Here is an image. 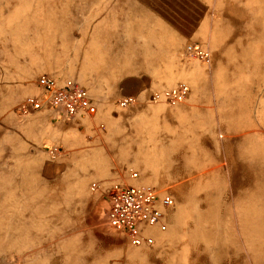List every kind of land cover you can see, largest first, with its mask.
<instances>
[{
  "label": "rangeland",
  "instance_id": "rangeland-1",
  "mask_svg": "<svg viewBox=\"0 0 264 264\" xmlns=\"http://www.w3.org/2000/svg\"><path fill=\"white\" fill-rule=\"evenodd\" d=\"M82 1L0 0V74L55 77L64 69L97 70L99 63L83 61V47L70 34L80 24L70 19L81 16L72 15V8ZM250 6L247 14L233 19L219 15L217 43L244 23H250L251 39L262 38L264 0H250ZM189 45L207 50L211 58L210 47ZM186 58L193 66L205 63ZM197 72L190 67L187 76L196 81ZM201 85L189 105H211L208 80ZM152 95H142L143 105L179 103L152 102ZM133 117L143 128L152 119L148 127L157 146L155 160L174 181L171 189L155 188L160 197L174 201L166 210V231L153 235L152 246L137 247L107 224L109 193L136 185L129 181L139 174L107 172L117 158L106 144L100 143L89 158L90 171L83 172L63 146L56 147L54 158L52 149L50 154L34 149L0 119V264H264V153L254 152L263 137L250 134L244 141H230L225 112L217 133L215 119L206 113L194 116L185 134L180 123L160 111L142 110ZM179 119L183 124L185 119ZM103 130L108 131L105 125ZM95 184L101 188L92 191Z\"/></svg>",
  "mask_w": 264,
  "mask_h": 264
},
{
  "label": "crops",
  "instance_id": "crops-1",
  "mask_svg": "<svg viewBox=\"0 0 264 264\" xmlns=\"http://www.w3.org/2000/svg\"><path fill=\"white\" fill-rule=\"evenodd\" d=\"M82 2L81 7L72 8V15L81 16L70 19L80 22L72 27L70 34L77 46L83 47V61L98 62L99 68L64 69L56 72L55 77L47 76L59 85L74 78L93 98L96 113L67 124L43 102V92L37 86L40 75L3 72L0 74V119H4L2 125L6 130H17L25 143L48 154L50 149L63 146L67 157L74 159L83 172L90 171L89 158L96 156L95 151L104 143L117 158L109 164L107 172L135 170L139 177L129 182L156 189H171L174 181L168 177L170 172L161 170L160 162L155 160L153 148L157 146L148 127L152 119H146L145 128L139 127L133 117L136 112L160 111L164 117L180 123L184 134L188 127L194 126V116L200 113L215 119L217 133L219 118L225 112L230 141L236 137L244 141L250 134L264 139V32L262 38L251 39L250 23H244L242 27H232L220 43L216 34L219 15L225 19L245 15L250 10V0ZM189 44L210 47L209 62L195 61L193 66V61L185 56ZM190 67L198 69L196 81L187 76ZM206 79L211 95L210 109L207 105H189L194 91ZM179 82L188 85L189 93L177 105H143L142 95L162 93ZM28 93L31 95L27 96ZM132 95H137L134 104L126 108L118 106L120 100ZM29 96L40 99L41 107L23 117L18 107ZM201 106L204 108L200 109ZM178 114L185 119L184 125ZM104 125L108 129L106 133ZM147 233L160 237L155 228H149Z\"/></svg>",
  "mask_w": 264,
  "mask_h": 264
},
{
  "label": "built area",
  "instance_id": "built-area-1",
  "mask_svg": "<svg viewBox=\"0 0 264 264\" xmlns=\"http://www.w3.org/2000/svg\"><path fill=\"white\" fill-rule=\"evenodd\" d=\"M186 56L198 57L206 63L210 60V54L201 50L196 45H188L185 49ZM37 86L43 92V102L62 119L75 120L82 117H90L96 113V107L87 91L72 80H67L62 85L50 76L42 75L37 79ZM189 93L185 83H179L175 87L162 93L153 94L152 102L165 101L167 103L180 102ZM134 97H127L118 102L120 108H126L135 103ZM41 107V100L29 96L18 107V113L25 117ZM59 154L58 148L51 150L52 157ZM137 178V173L131 174ZM98 184L92 185L91 190H99ZM174 201L171 197H160L154 187L129 185L118 187L109 193L104 208V216L110 228L124 233L130 242L137 247L152 246L154 238L147 233L149 228H155L159 232L167 229L166 210L172 207Z\"/></svg>",
  "mask_w": 264,
  "mask_h": 264
},
{
  "label": "clouds",
  "instance_id": "clouds-1",
  "mask_svg": "<svg viewBox=\"0 0 264 264\" xmlns=\"http://www.w3.org/2000/svg\"><path fill=\"white\" fill-rule=\"evenodd\" d=\"M254 152L257 153H264V142H262L259 146L254 148Z\"/></svg>",
  "mask_w": 264,
  "mask_h": 264
}]
</instances>
